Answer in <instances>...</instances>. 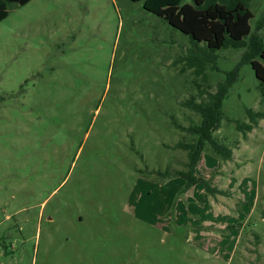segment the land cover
<instances>
[{"label":"rangeland","instance_id":"obj_1","mask_svg":"<svg viewBox=\"0 0 264 264\" xmlns=\"http://www.w3.org/2000/svg\"><path fill=\"white\" fill-rule=\"evenodd\" d=\"M191 3V0H184ZM245 47L187 66L203 43L131 0H31L0 22V264H264V113L245 54L264 48V0H251ZM206 52H209L206 50ZM261 62V59L256 58ZM237 80L205 150L199 184L187 170L197 124L182 104Z\"/></svg>","mask_w":264,"mask_h":264},{"label":"trees","instance_id":"obj_2","mask_svg":"<svg viewBox=\"0 0 264 264\" xmlns=\"http://www.w3.org/2000/svg\"><path fill=\"white\" fill-rule=\"evenodd\" d=\"M31 0H0V22L8 17L12 8L24 6ZM141 2L142 7L162 18L168 25L177 29L197 44L203 43L205 49L203 56L196 58L189 55L184 58L187 66L196 68L197 75H202L204 62L214 61L213 53L221 49H238L245 47L244 38L250 33L249 21L252 12L249 9L251 0H191L185 3L184 0H131ZM208 50L209 52H206ZM249 53L245 54V62L251 65L256 79L262 87L264 95V48L261 41L251 44ZM260 58L261 62L256 58ZM237 70L226 74V80L218 83L214 93L200 92L199 96L205 95L207 100L197 102L191 96L183 102V106L197 114L199 123L190 124L187 127L176 126L191 137V141H180L173 148L186 152L187 163L184 171L166 170L158 172L163 177L181 178L185 181L184 190L191 189L201 184L206 193L211 196L222 195L223 192L197 176V168L201 155L208 150L215 157L222 161H230L232 151L229 147L217 141L213 133L219 128L222 119V103L227 96L229 88L237 80ZM249 123L237 124L236 128L245 135L251 132L257 125L258 120L264 118V113L254 112L246 109Z\"/></svg>","mask_w":264,"mask_h":264},{"label":"crops","instance_id":"obj_3","mask_svg":"<svg viewBox=\"0 0 264 264\" xmlns=\"http://www.w3.org/2000/svg\"><path fill=\"white\" fill-rule=\"evenodd\" d=\"M257 126H258V125H257ZM255 128H256V127H255ZM201 160L203 161V156L201 157ZM201 160H200V161H201ZM196 186H198V185H196ZM196 186H195V187H196ZM195 187H194V188H195Z\"/></svg>","mask_w":264,"mask_h":264}]
</instances>
